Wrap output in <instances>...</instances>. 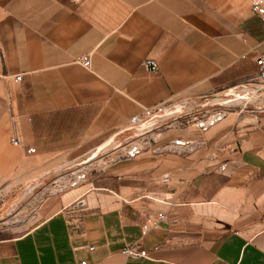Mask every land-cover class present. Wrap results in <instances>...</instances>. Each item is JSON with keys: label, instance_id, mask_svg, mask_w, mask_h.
<instances>
[{"label": "crops", "instance_id": "crops-1", "mask_svg": "<svg viewBox=\"0 0 264 264\" xmlns=\"http://www.w3.org/2000/svg\"><path fill=\"white\" fill-rule=\"evenodd\" d=\"M263 53L246 0H0V184L88 159L145 109L174 116L22 235L0 233V264H264V106L232 104L206 126L179 115L254 80ZM136 244L146 258L123 254Z\"/></svg>", "mask_w": 264, "mask_h": 264}, {"label": "rangeland", "instance_id": "rangeland-1", "mask_svg": "<svg viewBox=\"0 0 264 264\" xmlns=\"http://www.w3.org/2000/svg\"><path fill=\"white\" fill-rule=\"evenodd\" d=\"M235 86L202 101L189 103L187 108L183 110V119L198 118L201 122L206 121L212 114L218 111L223 112L225 107L232 104L247 105L249 109H256L260 105L264 106V93L258 91L256 81L246 80ZM231 90L235 91V95L226 98L224 94ZM164 128L165 126L161 129ZM130 132L131 134L127 138H116L108 154L103 156L100 154L97 159L89 163H86L87 159H83L65 165L46 176L34 177L27 181L12 182V180H6L5 183L0 184V218H3L0 223V233L10 236L22 235L41 221L42 218L39 214H43L42 210L46 204L70 187L71 181L75 177L73 174L82 170L86 172L89 169L88 172H90L97 168H104L107 166L105 165L106 162L111 164V161L116 160L118 156L122 157L124 154L122 150L125 148L137 141L140 142L142 138L152 136L156 138L158 133L157 130L145 135H141L136 130ZM96 151L97 149L92 151L89 157Z\"/></svg>", "mask_w": 264, "mask_h": 264}, {"label": "built area", "instance_id": "built-area-1", "mask_svg": "<svg viewBox=\"0 0 264 264\" xmlns=\"http://www.w3.org/2000/svg\"><path fill=\"white\" fill-rule=\"evenodd\" d=\"M246 1L250 4L253 13L257 15L264 22V0H246ZM78 62L82 64L85 68H90L91 66V61L89 57L79 59ZM255 63L257 66V74L254 81H256V83L258 84L257 86L258 91H263L264 93V53L256 59ZM143 66L147 71H152V72H156L159 68L157 61L153 59L146 60L143 63ZM15 80L17 82H20L22 80V76H17ZM223 115L224 113L222 111H218L215 113L214 118L215 119L220 118ZM171 117H173V113L166 114L164 107L145 109L142 113L132 117L129 120L128 131H133V130L138 131L140 129H144L145 132L142 135H145L146 133L157 130L158 133L156 134V137L158 138L161 136L160 129L164 127V126L158 127V125L161 122L170 119ZM212 120L213 118L212 119L208 118L206 121H202V123L204 126H206L207 122L209 121L211 122ZM151 141H155V138L153 136L142 138L140 142L137 141L133 143L130 147L122 150V152L124 153L122 157L118 156L116 160L111 162H117L124 158H130L136 154L141 153L149 146ZM13 144L18 145L19 141L13 140ZM27 152L28 154H34L36 152V149L30 148L27 150ZM105 165L108 166L109 165L108 162H106ZM221 169L222 171H224L225 167H222ZM88 170H86V172H84L83 170L78 171L77 173L73 174L75 177L71 181L70 187H74L80 184L82 181H84L88 173ZM165 221H166V215L164 213L145 215V221L142 225L143 235H147L152 230L160 229L165 223ZM91 249L93 250L94 248ZM123 254L133 259H141V258H146L148 256L147 251L139 244L125 248L123 250ZM82 264H86V263H82Z\"/></svg>", "mask_w": 264, "mask_h": 264}, {"label": "water", "instance_id": "water-1", "mask_svg": "<svg viewBox=\"0 0 264 264\" xmlns=\"http://www.w3.org/2000/svg\"><path fill=\"white\" fill-rule=\"evenodd\" d=\"M234 95H235V91H234V90L228 91L227 93L224 94V96H225L226 98H230V97H232V96H234ZM179 115H182V113H179ZM179 115H178V116H179ZM173 117H174V116H173ZM173 117H171V118L168 119V120H165V121L161 122V123L158 125V127L165 126V125L169 122V120H171ZM137 132H139V133L142 135V134L145 132V130H144V129H140V130H138ZM113 143H114V139H111V140L107 141L106 143H104L102 146H100V147L97 149V151H96L95 153L92 154L91 157H89V158L87 159L86 163H89V162H91V161L97 159V158L100 156V154H101L102 156L108 154V153L111 151V145H112ZM2 221H3V218L1 217V218H0V223H1Z\"/></svg>", "mask_w": 264, "mask_h": 264}]
</instances>
